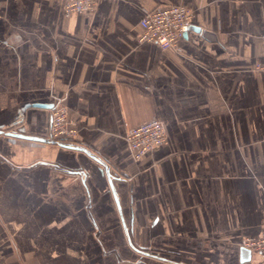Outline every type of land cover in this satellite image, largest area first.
I'll use <instances>...</instances> for the list:
<instances>
[{
	"label": "crops",
	"instance_id": "0c3cea01",
	"mask_svg": "<svg viewBox=\"0 0 264 264\" xmlns=\"http://www.w3.org/2000/svg\"><path fill=\"white\" fill-rule=\"evenodd\" d=\"M63 3L0 0V264H264L238 243L264 225V0ZM164 4L191 12L179 50L138 41ZM57 101L101 163L9 134L48 137Z\"/></svg>",
	"mask_w": 264,
	"mask_h": 264
},
{
	"label": "built area",
	"instance_id": "2783aa9c",
	"mask_svg": "<svg viewBox=\"0 0 264 264\" xmlns=\"http://www.w3.org/2000/svg\"><path fill=\"white\" fill-rule=\"evenodd\" d=\"M100 0H64L63 13H83L95 8ZM141 29L138 41L152 42L162 49L179 50L178 42L190 30L191 12L180 4L158 5L144 10L139 20ZM254 70H264V63L257 62ZM48 138L54 142H74L77 132L68 117L67 107L61 101L49 108ZM166 139L163 122L155 117L144 120L126 129L124 140L131 158L139 159L154 147L160 146ZM239 246L264 258V225L255 237H245Z\"/></svg>",
	"mask_w": 264,
	"mask_h": 264
},
{
	"label": "water",
	"instance_id": "95a60500",
	"mask_svg": "<svg viewBox=\"0 0 264 264\" xmlns=\"http://www.w3.org/2000/svg\"><path fill=\"white\" fill-rule=\"evenodd\" d=\"M33 106H36V107H50V105H48V104H44L43 105V103H34ZM9 134L16 135V136H20V137H24V138H28V139L35 140V141L54 143V144H57L58 146H61V147H67V148H72L73 147V148H77V149H80V150L84 151L85 153H87L88 155H90L92 158H94L95 160H97L98 162L101 163V160L99 161L98 158H96L93 154H90V152H88L85 148H80V147L73 146V144L72 143H69V142H61V143H58V142H54L50 138H44V137H39V136H32V134L31 135H27V134H24V133H18L17 134V133H14V132H9Z\"/></svg>",
	"mask_w": 264,
	"mask_h": 264
},
{
	"label": "rangeland",
	"instance_id": "374dc122",
	"mask_svg": "<svg viewBox=\"0 0 264 264\" xmlns=\"http://www.w3.org/2000/svg\"><path fill=\"white\" fill-rule=\"evenodd\" d=\"M46 138H48V137H46ZM245 237H248V236H245ZM245 237H243V238H245ZM243 238H242V239H243ZM242 239H241V240H242ZM241 240H240V241H241ZM238 243H239V242H238ZM15 258H16V259H18V261H20V260H21V259H20V258H18V257H15Z\"/></svg>",
	"mask_w": 264,
	"mask_h": 264
}]
</instances>
